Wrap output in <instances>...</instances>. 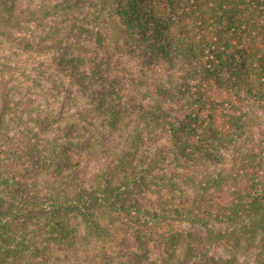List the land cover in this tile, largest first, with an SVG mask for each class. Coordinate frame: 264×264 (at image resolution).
Instances as JSON below:
<instances>
[{"label": "trees", "instance_id": "1", "mask_svg": "<svg viewBox=\"0 0 264 264\" xmlns=\"http://www.w3.org/2000/svg\"><path fill=\"white\" fill-rule=\"evenodd\" d=\"M0 264H264V0H0Z\"/></svg>", "mask_w": 264, "mask_h": 264}]
</instances>
